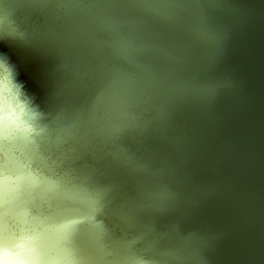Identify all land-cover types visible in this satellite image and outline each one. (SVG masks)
Wrapping results in <instances>:
<instances>
[{
  "label": "water",
  "instance_id": "water-1",
  "mask_svg": "<svg viewBox=\"0 0 264 264\" xmlns=\"http://www.w3.org/2000/svg\"><path fill=\"white\" fill-rule=\"evenodd\" d=\"M259 23L264 0H0V33L94 108L52 155L33 134L0 142V246L42 237L54 264H264Z\"/></svg>",
  "mask_w": 264,
  "mask_h": 264
},
{
  "label": "rangeland",
  "instance_id": "rangeland-1",
  "mask_svg": "<svg viewBox=\"0 0 264 264\" xmlns=\"http://www.w3.org/2000/svg\"><path fill=\"white\" fill-rule=\"evenodd\" d=\"M257 32L264 42V25L259 23ZM0 49H7L15 58L19 70L28 83L33 100L41 113L33 135L41 147L52 155L55 140L61 145L71 141V134L77 126L94 116V108L87 101L66 92L62 85L65 77L59 65H46L30 60L23 54L18 43L2 33H0ZM134 88V97L139 99L141 88L136 84ZM36 240L37 247H23V249L5 241L0 246V251L3 252L7 264H54V261L44 254L46 246L42 237ZM20 250L22 251L19 252ZM33 254L39 256L32 257Z\"/></svg>",
  "mask_w": 264,
  "mask_h": 264
},
{
  "label": "clouds",
  "instance_id": "clouds-1",
  "mask_svg": "<svg viewBox=\"0 0 264 264\" xmlns=\"http://www.w3.org/2000/svg\"><path fill=\"white\" fill-rule=\"evenodd\" d=\"M40 115L15 58L7 49H0V142L6 148L22 144L36 131ZM17 157L31 167L22 152H17ZM0 264H7L2 251Z\"/></svg>",
  "mask_w": 264,
  "mask_h": 264
}]
</instances>
